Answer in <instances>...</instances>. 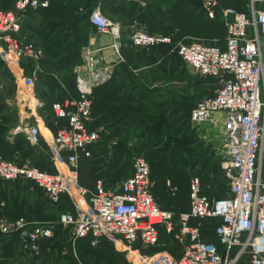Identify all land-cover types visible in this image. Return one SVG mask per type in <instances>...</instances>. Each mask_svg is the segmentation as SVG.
Wrapping results in <instances>:
<instances>
[{
	"label": "built area",
	"instance_id": "built-area-1",
	"mask_svg": "<svg viewBox=\"0 0 264 264\" xmlns=\"http://www.w3.org/2000/svg\"><path fill=\"white\" fill-rule=\"evenodd\" d=\"M263 1L250 0L249 11L234 6L223 10L226 17H233L226 21L225 48L204 38L189 41L180 38L175 43L174 49L191 71L219 79L212 93L196 101L191 122L199 129H204L211 120L221 125V135L213 144L227 187L222 197L213 198L205 191L202 175L190 177V207L177 219L184 249L175 264H239L243 258L246 264H264V9L256 6ZM202 3L208 16L215 18L220 0ZM50 4L51 0H16L13 9H0V49L5 47L18 64L25 59L36 62L29 75L20 76V92L32 108L44 104L36 94V86L38 62L45 56V50L24 35L23 23L27 11L46 9ZM90 23L97 33L111 35L110 47L122 60L120 25L100 5L93 9ZM130 40L135 47L149 48L172 44L174 37L139 27ZM99 50L100 47L84 46L82 62L73 69L79 96L52 105L58 118L67 119V125L54 137L57 149L67 153V169L49 173L31 162L18 163L0 156V180L31 181L54 203L68 194L76 207L75 213H61L55 223H34L24 216L0 215V233L4 237L18 233L23 249L29 253H39L40 241L52 237L59 223L71 227L74 238L91 236L95 245L101 237H107L114 243L121 242L131 254L138 252L143 260L147 255L136 249V244L154 247L160 239L159 225L170 231L175 226L174 212L163 209L155 198L151 166L143 154L133 157V174L118 188L108 189L100 179L90 205L85 207L79 202L87 190L79 184L78 160L81 154L91 156V148L100 138V132L89 127L94 90L111 81L115 72V65L104 63ZM25 129L31 143L37 145L39 126L23 120L15 133ZM167 185L172 192L177 190L169 180ZM208 218L220 220L215 233L223 251L203 235L201 223Z\"/></svg>",
	"mask_w": 264,
	"mask_h": 264
},
{
	"label": "crops",
	"instance_id": "crops-1",
	"mask_svg": "<svg viewBox=\"0 0 264 264\" xmlns=\"http://www.w3.org/2000/svg\"><path fill=\"white\" fill-rule=\"evenodd\" d=\"M108 1L109 2L103 4L101 2L97 3L96 7L100 5L102 10L120 25L123 47L122 60L118 59V56L110 47L112 41L107 43L102 40L103 34L93 31L90 35L88 44L85 46L91 45L95 48L100 47L101 50L98 51V54L102 57V61L104 63L114 64L115 69L118 64L126 60L124 57L125 49L132 45L130 40L131 32L139 27L153 31L167 30L165 28H167L170 21L166 20L164 17L159 18L157 9L162 8L168 10L178 1L181 3L183 2V0ZM15 2L16 0H0V9H13L15 7ZM109 3L111 6L108 5ZM233 3L234 2L231 0H220L219 6L216 9L217 15L220 16L225 25L226 21L233 19V17H226L223 10L228 6H232ZM258 3L259 6L257 8L264 9V1ZM106 4L108 6H106ZM187 4L188 3H186V6H188ZM250 5L251 2L248 0L249 7L248 9H244V11H249ZM129 8L132 11L129 10ZM126 9L127 11L134 12L132 18L127 17L124 12ZM226 36L227 27L221 39L209 41L216 42L225 48ZM182 38H185L187 41L193 39L189 36H184ZM157 49H165V53L154 55V60L149 59L147 62L148 64L139 69H133L136 70L134 73H116V75H114V85L110 83L112 87L106 86L100 88L97 93L98 102L95 105V114L92 113V120L89 127L98 130L100 132V138L91 148L92 154L93 151L95 152L94 156L91 159H86L83 162V166L79 168V184L87 190L85 196L79 198V202L82 205L87 207L90 205V198L95 191L98 180L101 179L106 188L116 189L126 178L133 174V161L131 167H129L130 169L122 168L123 159H126L123 155L125 152H123L122 149H127V147L132 148L137 139L130 136L129 131L131 130L126 128L123 122H121L123 118L121 114L124 115V112H126L124 108L126 102H128L127 105L129 106H135L137 104L135 102L130 104L129 101L125 99L127 98L126 95L137 97V95L142 94L149 99L151 96L150 90L156 91L159 88H163V86H172L174 89L183 88L185 86L184 83H180L176 80H174L175 85L173 84V80H169L170 82L166 81L167 79L160 81V79L168 77L165 71L174 68V60L175 58L179 60V58L173 55L172 49L168 45H158ZM6 53L7 50L0 49V126L5 129L2 140H0V150L6 157L4 159L16 161L18 163L31 162L49 173H59L60 171L66 170L68 167L67 153L57 149L54 143V137L62 126L67 125V119L58 118L54 115L55 112L54 110L52 112L53 108L51 106L54 102L51 100L47 101L44 95H42L45 89V92H48L45 97H50L49 87L46 83L41 88L40 94L36 90L37 96L44 102L42 106L32 108L25 103V97L20 92V76L29 74L22 62L18 64L15 59L11 60L7 58L5 56ZM133 60L135 61V59ZM155 95L156 93L154 92V97ZM78 96L79 94L77 93L76 97ZM199 98L201 97H198L197 100ZM65 99L55 100L63 101ZM146 102L149 101L146 100ZM48 108H51L50 112L47 111ZM135 118L136 116L132 115L129 121L131 122ZM23 120L39 126L40 142L37 145L31 143L27 129L23 132L15 133V128ZM203 131L206 132V136L211 143H213L216 141L217 133H221V125H216L215 120H211L204 125ZM118 145H122V147H118ZM171 178L168 177L167 181H171ZM217 182L218 181L214 180L211 187L205 188V191L209 195L210 193L208 190H210V192L217 191ZM0 187H2L0 188V211H7L13 215L20 214L19 216L24 217L27 215L28 217L26 216V218L34 223H55L61 213L65 211L76 212L75 204L68 194H63L59 202L48 204L45 202L44 198L41 197V195H44L43 190L30 181H7L0 185ZM180 190V187H177L176 192L178 193ZM158 191L156 199L161 206L166 207L165 209L167 210L177 207V198L173 197L175 195L171 194L173 193L171 187L167 185V187L158 188ZM213 198L219 197L214 196ZM186 209V211L189 209L188 199ZM177 219L178 218H175V226L171 231L168 230L165 225H159L160 239L156 246L151 248L144 247L138 242L136 244V249H141L140 252L145 255L155 251H165L174 254L177 256V259L180 258L184 249V241L180 238ZM208 220L213 223L216 222L214 218H209ZM193 222L196 223L197 220L194 219ZM58 225L61 224L56 223L54 232ZM17 235L20 237L18 233ZM20 239L17 241L18 238L4 237L0 233V264H31L27 258L28 251L23 249ZM220 250L223 251L222 245H220ZM239 264H246L245 258H243Z\"/></svg>",
	"mask_w": 264,
	"mask_h": 264
},
{
	"label": "trees",
	"instance_id": "trees-1",
	"mask_svg": "<svg viewBox=\"0 0 264 264\" xmlns=\"http://www.w3.org/2000/svg\"><path fill=\"white\" fill-rule=\"evenodd\" d=\"M231 1L234 2L232 6L235 5L234 7L241 11H244V9H248L249 7L248 0ZM100 2L103 4L109 1L51 0L50 7L46 9H40L38 11H27L23 23V33H25L24 35H26L27 38L34 40L42 47L46 46L47 48L45 56L38 62V64L40 65V72L39 81L37 83L38 86L36 88L37 92L40 94L43 85L45 83L46 85H48L50 91V99L48 97H45L48 94V92H45V89L42 93L47 101L51 100L55 102L56 100H62L67 97L77 96L78 91L76 87V80L74 79L75 75L73 69L74 65H77L82 61V47L88 44L91 33L93 31L96 32L94 26L90 23V15L93 9L96 7V4ZM110 3L108 4L109 6H111ZM186 3H188V6H186ZM108 5L106 4V6ZM129 10L131 9L129 8ZM124 12L129 18H132V15H134V12L127 11V9ZM157 14L159 18L164 17L166 20L170 21L167 28H165L167 30L153 31L148 29V31L172 34L174 37V42L172 44L159 45H168L169 47H171L173 55L179 58V60L175 58L173 64L174 68L165 71L167 72L168 77L160 79V81H164L165 79H167L166 81L173 80L174 85V80L179 81L180 83H184L185 85H196L197 87L202 88V90H200V93L197 95L198 97H202L206 94L212 93L213 89L219 84V79L213 76H201L199 74L193 75L191 71L188 70V67L173 47L175 46L176 41L184 36H189L192 38H204L206 40L221 39L224 32L226 31L225 23L221 20L219 15H216L215 18H210L203 8L202 0H183L182 3L178 1L168 10H164L162 8L157 9ZM50 24H53V27H50ZM48 28L50 29L48 30ZM29 31L35 32L38 36H40L42 40L38 41L37 39H35L32 34L28 33ZM47 39L49 41L55 42L57 45L54 44L52 46L48 44L49 41ZM156 46L158 47V45H155L149 48H139L131 45V47L126 48L124 53V57L126 60L118 64L117 68L115 69L114 75H116V73L118 72L128 74L134 73V71L136 70L133 69H139L142 66L148 64L147 62L149 59L154 60V55L165 53V49L158 50ZM121 49H123V47ZM133 59H135V61ZM22 63L28 74H30L36 66V62L32 59H25L22 61ZM183 67H185V69H183ZM114 81L115 77H113V79L108 83L95 88L92 113L95 114V105L98 102L97 93L99 89L106 86H111V84L114 85ZM209 83L211 84L209 87L210 92L205 93V90L203 91V87H205ZM168 87L170 86H167V88L163 86V88H159L156 91L150 90V100L148 99V97H145L142 94L137 95V97L126 95L127 98L125 99L128 100L130 104H132V102L137 103L135 106H129L127 105L128 102H126V104L124 105L126 112H124V115L120 113L121 117H123L121 122H123V125L126 128L131 130L126 131L130 132L131 137L140 136V138L142 139L145 134L150 135L151 129H153L154 131H156L157 136L155 135L156 142H154L153 144L150 141L146 143L147 141L141 140L140 143L135 142L132 148L127 147V149H122V151L131 153V157H134L136 154H143L147 158L152 170L151 178L154 184L152 190L155 198H157V193L159 192L158 188L165 186L167 187V179L168 177H172V185L175 187H180L181 189L178 193L176 191L173 192L174 194L171 193L172 195H175L173 197L177 198V207L173 209L170 208V210L174 212L175 218H178V215L181 212L187 210V199L189 202V182H185L180 179L177 174L178 171L169 167L166 156H164V163L159 162V160L157 159V154L155 152V148L157 146L164 145V149L168 150L172 144L173 147L171 150H168V154L174 157H178L180 155V152L175 150L180 149V147L186 148L185 145L180 146L178 141H173L177 139L176 137L178 136V133L180 131L179 129H176L178 122L175 126L167 123L163 125H157V119L159 118L158 112L163 111L162 105H164L165 103L158 101L156 99V96L163 95L165 93L164 91L166 90H171L170 96H173V90H182L181 88L174 89L172 86L170 87V89H168ZM154 92L156 93L155 97ZM146 100L149 102H146ZM192 109L193 107H191V110L188 111L189 117H191ZM47 111L50 112L51 108H48ZM152 113H154V117H152ZM132 115H135L136 118L130 122L129 120ZM150 119H153L154 121L151 123L149 121ZM147 127L151 128L147 129ZM4 131L5 129L0 126V140H2ZM166 145L167 147L170 145L169 148H166ZM118 147H122V145H118ZM143 147L145 148V151H142ZM94 154L95 152L93 151V154H91V156H85L83 154L80 155L77 165L78 172L80 166H83V162L86 159H91ZM202 155L204 157L206 156L204 152H202ZM0 156L6 158L1 150ZM202 165L203 169L209 170V167L213 164L204 165L202 163ZM122 168L125 169L124 166ZM202 168L196 169L197 172L194 174L202 175L205 187H211L212 182L217 179V185L220 186V191L218 192L217 190L210 192V190H208V192L210 193L211 197H222L227 187L220 163H218L215 168L212 169V172H207L205 170L203 171ZM6 182L7 180H0V185ZM184 187H188L187 194H184L183 192L182 188ZM43 192L44 195H41V197L44 198L45 202H47L48 204L52 203V201L45 195L46 193L44 190ZM161 207L163 209L166 208L163 206ZM0 214L8 216L9 218H16L20 215H13L12 213H8L7 211H0ZM208 219L202 220L201 223L203 235L207 240L217 243L220 247L221 244L219 243L218 237L215 233V227L220 220L214 218L216 219V222L213 223ZM64 227L65 226L58 225L52 237L44 238L40 241L39 253H27L29 263L125 264L122 255L117 251L115 252L111 248L109 238L101 237L98 240L97 244L93 245L91 236L85 238H74L71 227ZM11 237H13L14 239L18 238L17 241H19L20 239L17 233Z\"/></svg>",
	"mask_w": 264,
	"mask_h": 264
},
{
	"label": "rangeland",
	"instance_id": "rangeland-1",
	"mask_svg": "<svg viewBox=\"0 0 264 264\" xmlns=\"http://www.w3.org/2000/svg\"><path fill=\"white\" fill-rule=\"evenodd\" d=\"M258 6H259V3L257 4V7ZM50 27H53V24H50ZM49 29L50 28H48V30ZM28 33L32 34L33 37L37 39L38 41L42 40L40 36H38L35 32L29 31ZM102 40L108 43L109 41H112V37L110 34H103ZM48 44L52 46L54 44L57 45L55 42H52V41H49ZM43 47L46 52L47 50L46 46H43ZM3 49L6 50L5 47ZM5 56L11 60H14L12 57H10L11 54L7 55L6 53ZM183 69H185V67H183ZM188 70L191 71V69L189 68ZM191 73L193 75H196L193 71H191ZM210 85L211 84L209 83L208 85L203 87L204 88L203 91L205 90V93L210 92L209 91ZM181 89L182 90H173L172 92L173 96H170L171 90H166L164 91L165 93L163 95L156 96V99L158 101L165 103L164 105H162L163 111L158 112L159 118L157 119V123H158L157 125H163L167 123V124H171L175 126L178 122L176 129H179L180 131L178 133V136L176 137L177 139L173 141H178L180 146L185 145L186 148H181L179 146L180 149L175 150V151L180 152V155L178 157H174L168 154V150H171L173 147L172 144L170 148H169L170 145L168 147L166 145V148H169L168 150L164 149L163 147L164 145L157 146L155 148V152L157 154V159L159 160V162L164 163L165 162L164 156H166L169 167L178 171L177 174L180 179H182L185 182H189L190 176L197 172L196 169H200L203 167L202 163L204 165L213 164L212 166L209 167L211 170L202 168L203 171L205 170L207 172H212V169L215 168V166L219 163V159L216 156L214 144L209 141V138L206 136V132L202 131L203 128L199 129L195 127L194 125H192L191 117H189L188 115V111H190L191 107H193L194 102L198 98L197 95L200 93V90H202V88L197 87L196 85H192V86L185 85ZM152 117H154V113H152ZM149 121L152 123L154 120L150 119ZM150 128L151 127H147V129H150ZM155 135L157 136L156 131L151 129L150 135H147V134H145L144 136L142 135L143 136L142 139L140 138V136L139 137L137 136L134 138H137L135 141L136 143L138 142L140 143L141 140L143 141L145 140L147 141L146 143L150 141L153 144L154 142H156ZM220 135L221 133H217L216 138L218 139ZM142 146H145V145H142ZM146 148H147V144H146ZM142 151H145L144 147L142 148ZM202 152L205 153L206 155L205 157L202 155ZM123 155L124 157H126V159H123L124 162L122 163V165L124 166L125 169H128L132 165L133 157H131V153H127V152H125ZM216 181L218 180L216 179ZM216 187L219 192L220 186L216 185ZM182 189H183L184 194L188 193V187H184ZM109 241H110L109 243L111 244V248L115 252L117 251L118 253L122 255V257L124 258L123 260L125 264H175V261L177 260V256H175L172 253L165 252V251H155L151 254H148L145 259L140 260L138 252L131 254L124 247L122 243H119V242L114 243L110 239Z\"/></svg>",
	"mask_w": 264,
	"mask_h": 264
},
{
	"label": "bare ground",
	"instance_id": "bare-ground-1",
	"mask_svg": "<svg viewBox=\"0 0 264 264\" xmlns=\"http://www.w3.org/2000/svg\"><path fill=\"white\" fill-rule=\"evenodd\" d=\"M85 206V205H84ZM85 207H87V206H85Z\"/></svg>",
	"mask_w": 264,
	"mask_h": 264
}]
</instances>
